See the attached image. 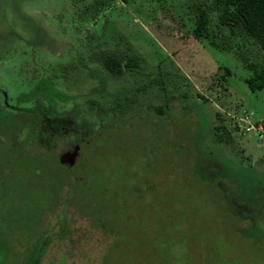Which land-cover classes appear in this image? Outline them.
Masks as SVG:
<instances>
[{"label": "rangeland", "instance_id": "1", "mask_svg": "<svg viewBox=\"0 0 264 264\" xmlns=\"http://www.w3.org/2000/svg\"><path fill=\"white\" fill-rule=\"evenodd\" d=\"M201 10L0 0V264H264V51Z\"/></svg>", "mask_w": 264, "mask_h": 264}, {"label": "trees", "instance_id": "2", "mask_svg": "<svg viewBox=\"0 0 264 264\" xmlns=\"http://www.w3.org/2000/svg\"><path fill=\"white\" fill-rule=\"evenodd\" d=\"M217 19L214 29L209 30L207 24L209 17L201 10L197 14L195 28L192 35L197 40H207L211 45L217 41L226 31L231 34L242 33L255 42L264 51V0H216ZM105 66L110 72L121 73L123 67L134 65L132 60L122 64L123 57L108 53L105 57ZM251 74L246 78L245 83L251 92H257L264 87V70L258 67H250ZM230 76L227 67L219 66L215 82L226 81ZM220 127H216L218 132ZM215 132V133H216ZM222 138V136H220Z\"/></svg>", "mask_w": 264, "mask_h": 264}, {"label": "water", "instance_id": "3", "mask_svg": "<svg viewBox=\"0 0 264 264\" xmlns=\"http://www.w3.org/2000/svg\"><path fill=\"white\" fill-rule=\"evenodd\" d=\"M78 152H79V147L76 146L73 152L62 155L59 158V162L61 164H67L69 167H72L75 164Z\"/></svg>", "mask_w": 264, "mask_h": 264}, {"label": "flooded vegetation", "instance_id": "4", "mask_svg": "<svg viewBox=\"0 0 264 264\" xmlns=\"http://www.w3.org/2000/svg\"><path fill=\"white\" fill-rule=\"evenodd\" d=\"M0 89L2 90V88H0ZM1 90H0V92L3 94L4 101H5V103H7L8 100H6V93H5L4 90H2V91H1ZM4 105H5V104H4ZM32 111H35V110L32 109ZM38 111H39V110H38ZM38 111H37V113H38ZM39 119H40V116L37 114V117L34 119L33 124H32L33 127H34L35 125L38 124ZM0 188H1V192L6 191V189H5L3 186H1ZM1 195H2V193H1Z\"/></svg>", "mask_w": 264, "mask_h": 264}]
</instances>
